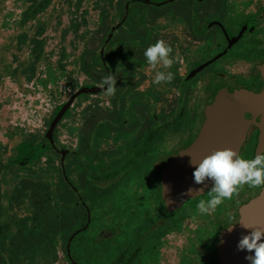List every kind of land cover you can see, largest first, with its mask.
Masks as SVG:
<instances>
[{
	"label": "flooded vegetation",
	"instance_id": "af4514ba",
	"mask_svg": "<svg viewBox=\"0 0 264 264\" xmlns=\"http://www.w3.org/2000/svg\"><path fill=\"white\" fill-rule=\"evenodd\" d=\"M158 40L175 59L159 85L143 55ZM214 97L237 154L264 152V0H0V264H221L264 188L205 215L212 186L169 191Z\"/></svg>",
	"mask_w": 264,
	"mask_h": 264
},
{
	"label": "clouds",
	"instance_id": "9594fccd",
	"mask_svg": "<svg viewBox=\"0 0 264 264\" xmlns=\"http://www.w3.org/2000/svg\"><path fill=\"white\" fill-rule=\"evenodd\" d=\"M172 47L164 40L148 46L144 50V57L147 64L156 69L162 67L165 71H156L154 84L171 83L174 74L170 69L175 59L171 56ZM106 90L105 89V86ZM116 79L113 74H108L100 83L99 87L104 90L105 95L114 96L116 92ZM190 164L195 166L193 180L195 184H204L206 180L212 182L211 189L207 192V200L200 199L196 205L197 211L201 215L215 212L225 200H231L239 194V191L247 185L249 188H264V152H259L252 159L240 157L231 148L215 150L204 156L201 160H190ZM201 189H189L187 194L201 193ZM196 196V195H194ZM193 196V197H194ZM244 228H250L242 224ZM250 235L243 236L237 245L238 250H247L253 253L245 257L250 264H264V226L251 227Z\"/></svg>",
	"mask_w": 264,
	"mask_h": 264
},
{
	"label": "water",
	"instance_id": "95a60500",
	"mask_svg": "<svg viewBox=\"0 0 264 264\" xmlns=\"http://www.w3.org/2000/svg\"><path fill=\"white\" fill-rule=\"evenodd\" d=\"M211 112L208 114L209 109L206 110V121H205V131L202 132L197 139L196 143L193 145L192 150H187L186 156L183 158H179L175 160L173 165H183V175L180 179L185 187L183 189L178 190L176 187V176L172 172L170 175L169 181V191L174 193V200L179 197L180 202L191 199L194 195H198L197 193H193V196L187 194L189 189H201L202 192L206 188L212 186V182L210 180H206L204 184H195L193 180V171L195 170V166L190 164V160L194 161L201 160L204 156L210 154L215 150H222L224 148H231L237 152L240 144L243 142L242 136H235L230 129L225 127V119L222 116V112L224 110L223 106L219 103L216 98L211 99ZM223 105L226 108V111L231 110V97H227L223 101ZM65 108L61 110L57 117H60ZM220 111V114L217 113ZM220 134V136H215L214 139L210 140L208 135H216ZM204 136V138H203ZM203 141V146H205L204 151L198 154L196 157H192V153H198V145ZM215 144L217 148L209 150L207 148L208 144ZM201 192V193H202ZM200 194V193H199ZM243 225L248 227H260L264 226V189L250 202L244 204L239 210V218L236 223L232 224L222 235L220 242V260L221 264H248V260L245 259L247 257V250H238L239 240L245 236L250 235L252 229L244 228ZM264 242V238L262 241Z\"/></svg>",
	"mask_w": 264,
	"mask_h": 264
}]
</instances>
